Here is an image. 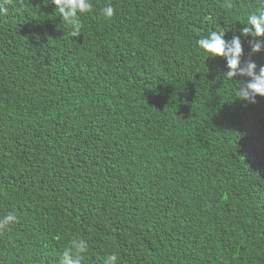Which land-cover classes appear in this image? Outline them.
Returning a JSON list of instances; mask_svg holds the SVG:
<instances>
[{"label": "trees", "instance_id": "trees-1", "mask_svg": "<svg viewBox=\"0 0 264 264\" xmlns=\"http://www.w3.org/2000/svg\"><path fill=\"white\" fill-rule=\"evenodd\" d=\"M91 3L78 29L51 0L0 16V264H58L73 239L82 264H264V97L196 44L264 0Z\"/></svg>", "mask_w": 264, "mask_h": 264}, {"label": "clouds", "instance_id": "clouds-1", "mask_svg": "<svg viewBox=\"0 0 264 264\" xmlns=\"http://www.w3.org/2000/svg\"><path fill=\"white\" fill-rule=\"evenodd\" d=\"M54 9L60 13V18L69 25L79 27L78 14H84L92 10L91 0H51ZM7 0L0 3V16L8 14L6 7ZM102 14L111 18L115 14L114 6L109 3L102 9ZM73 36L78 35V30H74ZM241 36H250L257 38L252 44V52L260 53L264 51V7H260L256 12L248 14L246 24L240 29V35H234L230 41L226 40V35L222 32L210 31L208 36L197 39L196 44L209 58H223L226 61L227 72L224 77L238 81L240 100L255 104L257 97H264V65L259 67L254 61L247 62L246 66H241V57L243 48ZM17 217L11 213L0 218V231L5 230L10 224L15 223ZM87 252V242L83 239H73L71 247L65 250L58 264H82L83 254ZM118 256L111 254L104 260V264H117Z\"/></svg>", "mask_w": 264, "mask_h": 264}]
</instances>
